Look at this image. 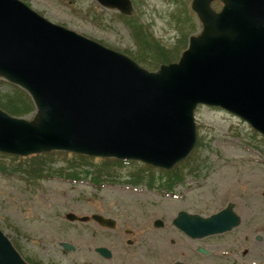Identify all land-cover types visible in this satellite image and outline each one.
<instances>
[{
    "label": "water",
    "instance_id": "obj_1",
    "mask_svg": "<svg viewBox=\"0 0 264 264\" xmlns=\"http://www.w3.org/2000/svg\"><path fill=\"white\" fill-rule=\"evenodd\" d=\"M97 1L132 12L131 0ZM214 1L192 0L202 30L178 62L151 72L20 0H0V77L24 89L36 106L31 120L0 109V152L62 150L169 169L196 143L198 104L221 107L264 135V0H218L219 11ZM173 223L191 238H204L230 231L240 217L229 203L209 217L180 211ZM0 264H26L1 230Z\"/></svg>",
    "mask_w": 264,
    "mask_h": 264
},
{
    "label": "rangeland",
    "instance_id": "obj_2",
    "mask_svg": "<svg viewBox=\"0 0 264 264\" xmlns=\"http://www.w3.org/2000/svg\"><path fill=\"white\" fill-rule=\"evenodd\" d=\"M45 19L70 29L104 46L129 53L140 64L151 63L148 44L171 48L198 33L201 24L191 9L192 0H131L128 18L95 0H21ZM219 8L220 4L215 5ZM137 29V36L133 33ZM187 43L185 45H187ZM11 89L0 79V93ZM34 114L24 116L32 119ZM198 140L191 161L196 163L195 176L187 175L170 189L160 181L152 187L143 183H111L106 177L101 183L92 182L94 168H78L81 178L67 180L59 176L32 180L23 173H12L8 163L12 155L0 154V228L16 242L21 251L47 261L44 240L57 225L84 224L65 218L68 212L78 216L104 212L116 216L123 225L135 230L137 241L134 264H264V136L249 123L221 108L198 105L194 111ZM96 163H100L97 160ZM65 162L58 158L52 169ZM121 170L123 179L137 166L126 163ZM181 167L184 165H180ZM84 170L90 171L85 174ZM158 176L160 171L153 170ZM102 198V199H101ZM117 199L116 211L111 204ZM231 202L241 218L230 231L201 239H191L172 225L180 210L209 216ZM155 219L163 226H153ZM92 223V221H88ZM62 234L78 233L80 228L62 227ZM77 230V231H76ZM26 235L21 241L20 235ZM73 237V236H72ZM202 246L208 254L197 252ZM84 255L51 257L60 264H72ZM73 258V259H70ZM74 264V263H73Z\"/></svg>",
    "mask_w": 264,
    "mask_h": 264
},
{
    "label": "trees",
    "instance_id": "obj_3",
    "mask_svg": "<svg viewBox=\"0 0 264 264\" xmlns=\"http://www.w3.org/2000/svg\"><path fill=\"white\" fill-rule=\"evenodd\" d=\"M214 4H219V2H215ZM133 33L137 36L136 28H133ZM144 40L145 41L140 39L139 41L137 39V42H140L139 44L142 45V48L145 46L144 43L148 44L147 47L149 49H146L145 51H148L152 54L151 57L154 61H151V63L145 62V64L140 62V65L150 71L157 70L162 64H169L176 61L179 58L181 52L186 48L185 44L187 43V39H185V42H180L178 45L171 48H165L160 44L152 45L150 40H148L146 37ZM123 52L138 62L135 57L131 56L125 51ZM10 87L11 89L6 91V93H0V108L8 112L10 115L16 117H24L33 114L35 111V106L30 96L23 89L15 85L10 84ZM199 144L200 143L198 142L197 145ZM9 157L10 161L7 166L10 167V171L12 173H24L26 177L32 180L48 179L53 176H59L67 180L79 179L81 176L78 168H82L84 166L92 167L94 168V171L92 172L91 180L94 184L100 183L99 177L101 176V170L110 168L109 166H111L115 161H120L110 158L88 157L62 151H52L30 155L27 157ZM58 158L63 160L65 165L57 169H52L51 163L55 162ZM96 160L100 163H96ZM187 160H191V156ZM0 167L5 170V166L0 165ZM195 167L196 164L192 165L188 163L185 166V173L193 172ZM84 173L87 175L90 174V171L84 170ZM181 173L176 172L174 174H170L169 180L171 183L180 181L183 178V174ZM152 179L153 177L150 176L151 181Z\"/></svg>",
    "mask_w": 264,
    "mask_h": 264
},
{
    "label": "flooded vegetation",
    "instance_id": "obj_4",
    "mask_svg": "<svg viewBox=\"0 0 264 264\" xmlns=\"http://www.w3.org/2000/svg\"><path fill=\"white\" fill-rule=\"evenodd\" d=\"M103 205L96 211L98 212L96 214L112 219L113 223H97L89 218L88 221H92V223L87 221L84 224L57 225V227H61L60 230H53L47 235L44 234V240L37 241L44 245V249L47 250L45 254L49 255L50 252V259H47V261L39 259V257L27 251L23 253L20 248L22 258L28 264H60L51 258L54 253L69 257V255L80 252L84 256L81 260L70 258L73 259L72 264H134L133 254L136 252L135 244L137 241L135 230L121 224L116 216L105 213L104 209L107 207L105 203ZM111 206L116 211L121 209L120 206H117V199ZM91 215L88 217H91ZM62 227H81V229L78 230V233L67 237V235L62 234L65 231ZM20 238L22 241L23 238L26 239L28 236L26 237L24 234V236L20 235ZM63 242L70 243L74 248L66 251L61 246ZM39 260H42L41 263Z\"/></svg>",
    "mask_w": 264,
    "mask_h": 264
}]
</instances>
